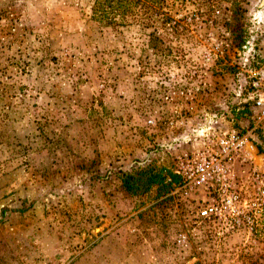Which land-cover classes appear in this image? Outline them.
<instances>
[{
  "label": "rangeland",
  "instance_id": "rangeland-1",
  "mask_svg": "<svg viewBox=\"0 0 264 264\" xmlns=\"http://www.w3.org/2000/svg\"><path fill=\"white\" fill-rule=\"evenodd\" d=\"M93 4L0 0V264H264V0Z\"/></svg>",
  "mask_w": 264,
  "mask_h": 264
},
{
  "label": "trees",
  "instance_id": "trees-1",
  "mask_svg": "<svg viewBox=\"0 0 264 264\" xmlns=\"http://www.w3.org/2000/svg\"><path fill=\"white\" fill-rule=\"evenodd\" d=\"M132 0H94L92 15L96 20H104L113 14H123ZM263 147L259 148L260 152L264 153V137H261ZM174 182H177V177H173ZM122 185L130 195H136L141 190H148L153 185H163L165 177L160 173H154L150 169L122 175ZM167 187L169 184L165 183ZM168 193L167 191L164 193Z\"/></svg>",
  "mask_w": 264,
  "mask_h": 264
},
{
  "label": "built area",
  "instance_id": "built-area-1",
  "mask_svg": "<svg viewBox=\"0 0 264 264\" xmlns=\"http://www.w3.org/2000/svg\"><path fill=\"white\" fill-rule=\"evenodd\" d=\"M258 76H255V81L253 83V87H255L257 90L252 94V96L250 97L253 102L254 105L257 109H259L262 117L264 118V70H262L261 72L258 73ZM211 209H206L204 211H202V215L203 216H207L208 212H210Z\"/></svg>",
  "mask_w": 264,
  "mask_h": 264
}]
</instances>
